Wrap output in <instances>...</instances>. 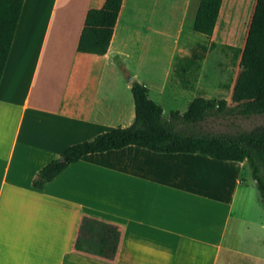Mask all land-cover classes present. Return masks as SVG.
Instances as JSON below:
<instances>
[{
  "label": "crops",
  "instance_id": "obj_1",
  "mask_svg": "<svg viewBox=\"0 0 264 264\" xmlns=\"http://www.w3.org/2000/svg\"><path fill=\"white\" fill-rule=\"evenodd\" d=\"M105 2L25 0L0 84V264H264V205L246 162L131 146L33 188L70 146L135 122L125 70L166 117L195 99L174 67L203 43L187 44L201 0H124L109 52H78L88 11ZM256 3L223 0L215 32L240 4L248 35ZM84 217L119 227L113 260L76 249Z\"/></svg>",
  "mask_w": 264,
  "mask_h": 264
},
{
  "label": "trees",
  "instance_id": "obj_2",
  "mask_svg": "<svg viewBox=\"0 0 264 264\" xmlns=\"http://www.w3.org/2000/svg\"><path fill=\"white\" fill-rule=\"evenodd\" d=\"M124 0H106L100 9H90L78 44V52L104 56L109 52ZM25 0H0V84L9 59ZM223 0H201L193 30L212 38ZM199 46L206 52L215 50ZM240 59L233 86V105L226 100L193 99L184 113L172 111L169 117L149 96V89L137 81L131 84L135 122L75 144L45 166L32 186L42 190L71 164L89 155L138 147L156 154L201 155L217 161L248 163L264 205V125L245 130L234 127L226 132L206 131L210 119L264 116V0H257L242 52L230 47ZM201 56L178 58L174 67L180 87L194 91ZM126 77L130 76L125 70ZM230 88V87H227ZM121 240L119 227L84 217L76 249L113 260Z\"/></svg>",
  "mask_w": 264,
  "mask_h": 264
},
{
  "label": "rangeland",
  "instance_id": "obj_3",
  "mask_svg": "<svg viewBox=\"0 0 264 264\" xmlns=\"http://www.w3.org/2000/svg\"><path fill=\"white\" fill-rule=\"evenodd\" d=\"M236 5L237 9L232 14V18L224 16L220 19L218 28L212 38H207L205 40L203 39L204 35L194 33L192 28L191 31L195 35L191 33V35H187V44L191 47H194L195 41L203 42L202 46H206L207 48H210L212 42L217 44L215 50L204 52L197 47L194 53L187 54L189 58H192L195 54L200 55L202 58L199 61L200 68L197 73L196 88L192 94L195 98L222 99L226 100L229 105H233V86L239 71L240 59L235 56V52L230 49V47H236L242 52L247 38V21L242 20L247 14L242 10L240 4ZM172 88H174V86H172ZM260 125H264V116L230 119L221 118L218 120L210 119L209 122L204 124V128L206 131L219 133L226 132L234 127L250 130ZM246 178L249 179V176ZM257 194L260 197L258 189Z\"/></svg>",
  "mask_w": 264,
  "mask_h": 264
},
{
  "label": "water",
  "instance_id": "obj_4",
  "mask_svg": "<svg viewBox=\"0 0 264 264\" xmlns=\"http://www.w3.org/2000/svg\"><path fill=\"white\" fill-rule=\"evenodd\" d=\"M133 81H134L133 76H129V77H128V82H129L130 84H132Z\"/></svg>",
  "mask_w": 264,
  "mask_h": 264
}]
</instances>
